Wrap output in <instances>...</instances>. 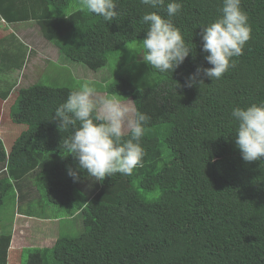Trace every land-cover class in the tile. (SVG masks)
Returning a JSON list of instances; mask_svg holds the SVG:
<instances>
[{
  "label": "trees",
  "instance_id": "obj_1",
  "mask_svg": "<svg viewBox=\"0 0 264 264\" xmlns=\"http://www.w3.org/2000/svg\"><path fill=\"white\" fill-rule=\"evenodd\" d=\"M73 1L33 0L24 14L1 8L0 14L8 22L34 20L60 54L93 71L106 66L108 53L143 41L144 13L166 15L140 0H118L120 15L109 23L87 10L68 11ZM180 2L174 24L194 52L172 74L148 66L158 77L151 87L118 78L107 88L152 117L142 140L143 166L131 175L95 182L80 172L74 182L66 168L77 162L60 147L67 133L50 120L74 90L33 85L18 91L10 121L25 129L8 142L0 135L7 179L23 182L37 171L44 198L59 207H68L77 189L89 192L79 211L85 233L58 237L52 248L33 251L27 264H264V161H243L230 121L233 107L264 101V0H241L251 39L233 58L235 67L213 81L201 73L203 83L192 87L185 81L197 66L211 67L198 33L220 16L221 0ZM161 143L169 149L165 157ZM8 245L9 238L0 241V264Z\"/></svg>",
  "mask_w": 264,
  "mask_h": 264
},
{
  "label": "clouds",
  "instance_id": "obj_2",
  "mask_svg": "<svg viewBox=\"0 0 264 264\" xmlns=\"http://www.w3.org/2000/svg\"><path fill=\"white\" fill-rule=\"evenodd\" d=\"M151 9L141 23L146 24L142 45V62L154 73H173L194 52L193 43L186 42L181 30L174 24L181 9L180 0H140ZM81 10L112 22L120 15L118 0H80ZM220 16L200 27L201 51L211 67L197 66L185 81V86L200 85V74L210 80H218L235 67L233 58L244 54V47L251 39V26L241 0H221ZM181 87L175 81V89ZM50 120L57 122V130L63 135L60 147L77 162L75 169L67 167V175L74 182L79 173L86 172L95 182L116 174L129 176L143 166L146 150L142 140L152 117L134 105L115 95L97 92L94 81L84 80L78 90L68 93ZM235 125L234 144L245 162L264 161V101L241 107L230 113Z\"/></svg>",
  "mask_w": 264,
  "mask_h": 264
},
{
  "label": "rangeland",
  "instance_id": "obj_3",
  "mask_svg": "<svg viewBox=\"0 0 264 264\" xmlns=\"http://www.w3.org/2000/svg\"><path fill=\"white\" fill-rule=\"evenodd\" d=\"M78 9H81L80 0H74L70 4L68 11L72 12ZM28 25L34 27L35 23L31 22ZM18 27V25L13 24L12 26L6 27L5 33L0 32V52H8V50H5L4 48L12 50L16 53V57L12 55V57H10L8 61H12L14 63H20L22 61L25 68V66L30 61V48L26 46L24 35L21 34V32H24L29 28L24 26L19 29ZM29 32H32V30L29 29ZM140 42H142V40H136L114 52L108 53L106 66L94 72L85 65H82L81 63H75L69 58H66L59 53L58 49L54 46L53 43L49 42L44 37H40V43L51 44L54 46V48L48 50L47 46L49 45H47L45 51H49V57L46 58V56H43L44 58L40 59V67L37 69V72L42 79L39 81V83L40 85L52 88L65 87L72 90H78L81 83L87 79L94 81V86L97 92L101 95L108 94V86L118 78L126 79L138 89L151 87L158 82V77L154 73H152L148 65L142 62L144 53L142 45L139 44ZM23 73L24 72H22V74L20 75L21 79L24 77ZM31 74H35V71L31 70ZM54 78L55 80H53ZM10 97L6 99L8 103L5 104V101L2 105V112L0 115V128L3 124L10 125L11 123L9 110L10 106L15 101V98L10 99ZM117 98L122 100L124 99L120 97ZM123 101L132 104L131 98ZM12 125L14 126L13 128L16 132L15 136L25 129V126L23 125ZM161 144L163 157H165L169 153V149L163 143ZM36 178L37 176L32 177V179H34L35 181V188L37 190L36 200L31 205L32 214L40 216L49 215L56 217V219L59 221L58 232L61 237L76 238L85 233L86 229L82 222L81 215L75 214L72 219L68 217L71 213L73 214L76 212L77 207L82 205L84 199L89 195V192L77 189L75 191L76 198L74 199V201L70 203L68 207H59L50 204L44 198L43 189L41 185L39 186V184L37 183ZM135 185L137 189H139L137 180L135 182ZM17 207L18 205L15 201L14 192L9 193L4 200V203L0 206L1 215L5 216V214L7 213L11 214V210L16 211ZM36 208L38 210H36ZM29 254L30 253L24 254L22 264H26Z\"/></svg>",
  "mask_w": 264,
  "mask_h": 264
},
{
  "label": "crops",
  "instance_id": "obj_4",
  "mask_svg": "<svg viewBox=\"0 0 264 264\" xmlns=\"http://www.w3.org/2000/svg\"><path fill=\"white\" fill-rule=\"evenodd\" d=\"M32 1L33 0H0V8L3 11L8 10L10 15H21L27 12L26 6L24 5ZM29 12L32 11L29 10ZM31 22L35 23L34 27L28 25ZM13 24L18 25L19 29L26 26L32 30V32H29V29L21 32V34L24 35L26 46L30 48V61L24 68V63L22 61L20 63L8 61L12 55L16 57L15 52L8 48H4L8 50V52H0V115L2 112V105L7 98L11 96L10 99H16L20 89H25L33 85H40L39 81L42 78L37 72V69L40 67V59H43V56H46V58L49 57V51H45L47 45H49L47 46L48 50L54 48L51 44L40 43V37L42 36L34 20L8 22L0 14V32L5 33L6 27L12 26ZM31 70H34L35 74L32 75ZM22 72H24V77L21 79L20 75ZM53 80H55V78ZM123 100L126 99L124 98ZM7 103L6 101L5 104ZM12 124V122L10 123L11 126L3 124L0 128V135L5 137L7 142L16 134ZM7 150L6 148V151ZM3 168L4 167L0 164V193H2L3 203L7 195L14 192L18 207L16 211L11 210V214L7 213L5 216L1 215L0 212V241L3 243V238H9L5 264H22L24 254H31L36 250L50 249L53 247L57 238L60 237L58 232L59 221L54 216L32 214L31 205L35 202L37 197L35 181L32 177L37 176V171L30 173L29 176L25 178V181L21 182V180L15 182L7 179ZM8 183L11 184L9 188L7 186ZM82 207L83 206L77 207L76 212L73 214L71 213L68 218L72 219L75 214L79 215V211ZM36 210L38 209L36 208Z\"/></svg>",
  "mask_w": 264,
  "mask_h": 264
}]
</instances>
